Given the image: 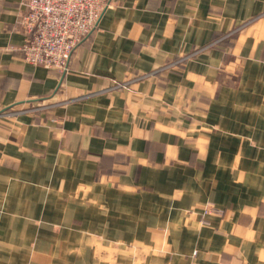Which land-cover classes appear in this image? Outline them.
Listing matches in <instances>:
<instances>
[{
  "label": "crops",
  "instance_id": "0c3cea01",
  "mask_svg": "<svg viewBox=\"0 0 264 264\" xmlns=\"http://www.w3.org/2000/svg\"><path fill=\"white\" fill-rule=\"evenodd\" d=\"M109 1L60 70L0 0V264H264V0Z\"/></svg>",
  "mask_w": 264,
  "mask_h": 264
},
{
  "label": "built area",
  "instance_id": "2783aa9c",
  "mask_svg": "<svg viewBox=\"0 0 264 264\" xmlns=\"http://www.w3.org/2000/svg\"><path fill=\"white\" fill-rule=\"evenodd\" d=\"M110 4L109 0H25L19 15V25L26 34L23 46L25 61L50 69L66 70L73 49L97 28ZM219 41L217 39L209 46ZM115 85L125 86L126 82ZM53 107L54 103L43 102L38 106L5 113H36ZM209 210L214 211L212 208Z\"/></svg>",
  "mask_w": 264,
  "mask_h": 264
},
{
  "label": "rangeland",
  "instance_id": "374dc122",
  "mask_svg": "<svg viewBox=\"0 0 264 264\" xmlns=\"http://www.w3.org/2000/svg\"><path fill=\"white\" fill-rule=\"evenodd\" d=\"M50 109H52V108H50ZM50 109H47V110H44V111H40V112H36V113H46V112H48Z\"/></svg>",
  "mask_w": 264,
  "mask_h": 264
}]
</instances>
